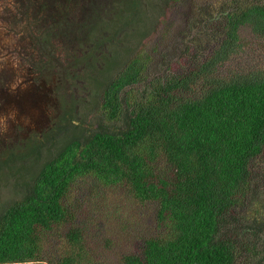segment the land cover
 Here are the masks:
<instances>
[{
  "label": "trees",
  "instance_id": "obj_1",
  "mask_svg": "<svg viewBox=\"0 0 264 264\" xmlns=\"http://www.w3.org/2000/svg\"><path fill=\"white\" fill-rule=\"evenodd\" d=\"M176 3L34 0L23 31L56 111L42 134L0 147V189L12 194L0 202V264H84V214L70 198L89 177L156 205L160 231L122 264L238 263L230 212L245 204L264 152V69L218 72L242 46V27L264 49V2L229 5L200 66L152 76L146 41ZM18 7L28 19L30 7ZM263 220H249V232L260 235Z\"/></svg>",
  "mask_w": 264,
  "mask_h": 264
},
{
  "label": "rangeland",
  "instance_id": "obj_2",
  "mask_svg": "<svg viewBox=\"0 0 264 264\" xmlns=\"http://www.w3.org/2000/svg\"><path fill=\"white\" fill-rule=\"evenodd\" d=\"M19 2L30 7L28 19L23 18L26 9H20ZM33 2L0 0V147L23 144L32 135L42 134L50 118H55L52 86L46 87L42 73L33 70L38 49L29 43L30 33L23 31L37 16ZM261 2L264 0H178L154 22L157 30L146 41L152 58L150 74L164 76L168 64H174L180 72L200 66L214 53L220 35L224 34L221 13L229 5ZM193 21L195 30L191 32L189 24ZM38 23H31L32 27L40 28L43 21ZM240 33L242 46L221 66L220 75L243 68L264 69V49L254 33L249 27H242ZM64 56L62 53L61 58ZM251 170L250 194L243 206L230 212L235 231L230 236L237 239L243 250L237 264H259L257 252L263 247L260 243L264 245V231L256 235L248 230L249 220L264 219V152L252 162ZM0 191V202H7L11 192ZM70 199L74 205L79 204L78 211L84 214L78 218L86 224L84 247L88 255L84 264H122L126 254L138 251L146 238L160 231L155 204L139 202L127 192L104 187L93 177L81 180ZM54 244V251L67 247L59 236L54 238Z\"/></svg>",
  "mask_w": 264,
  "mask_h": 264
}]
</instances>
